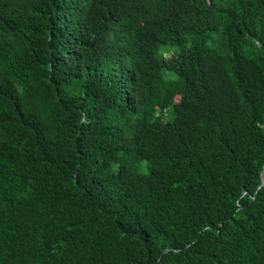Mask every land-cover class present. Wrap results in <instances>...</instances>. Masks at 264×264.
<instances>
[{
	"label": "trees",
	"instance_id": "1",
	"mask_svg": "<svg viewBox=\"0 0 264 264\" xmlns=\"http://www.w3.org/2000/svg\"><path fill=\"white\" fill-rule=\"evenodd\" d=\"M0 264H264V0H0Z\"/></svg>",
	"mask_w": 264,
	"mask_h": 264
},
{
	"label": "rangeland",
	"instance_id": "2",
	"mask_svg": "<svg viewBox=\"0 0 264 264\" xmlns=\"http://www.w3.org/2000/svg\"><path fill=\"white\" fill-rule=\"evenodd\" d=\"M143 162L145 163V161H143ZM144 163H143V164H144ZM143 164L141 165V170H142V171H147V167H145Z\"/></svg>",
	"mask_w": 264,
	"mask_h": 264
}]
</instances>
